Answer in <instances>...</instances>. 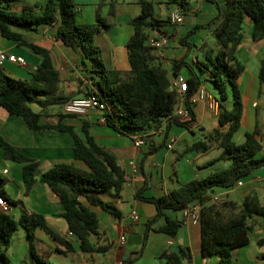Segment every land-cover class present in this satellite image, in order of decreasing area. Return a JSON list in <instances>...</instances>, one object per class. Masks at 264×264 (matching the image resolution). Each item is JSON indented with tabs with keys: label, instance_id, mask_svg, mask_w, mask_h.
<instances>
[{
	"label": "trees",
	"instance_id": "trees-1",
	"mask_svg": "<svg viewBox=\"0 0 264 264\" xmlns=\"http://www.w3.org/2000/svg\"><path fill=\"white\" fill-rule=\"evenodd\" d=\"M15 1L17 0H0V35L29 47L42 57V61L28 80L10 76L0 70V106L12 115L21 116L30 129H57L69 132L74 137L75 158L83 160L87 168L74 163H55L41 174L40 179L59 196L64 208L62 215L68 221L70 231L78 236L81 250L106 252L111 244L99 242L104 232L94 207H101L115 217L122 218L121 209L115 203L106 201L102 194L112 193L120 198L126 180L125 171L116 155L90 133L86 121L83 135H80L72 125L63 122L66 115H61L58 123L51 124L42 121L45 116L43 112H37L31 107L33 102H37L42 108L64 105L73 98L59 90L61 73L54 64L50 49L28 41L21 29L56 25L57 39L78 53L82 63L89 65L93 81L92 85H87L86 93L96 95L108 104L103 111L105 121L120 132L158 128L165 121L168 126L173 123L189 126L188 121L175 114V109L183 103L190 109L192 119L195 118L190 97L201 87L202 79L187 61V57H183L173 61V75H179L178 72L183 67H188L190 75L186 79L189 90L180 93L172 86L170 71L158 60L159 56L149 43V31L160 29L162 24V20L156 16V0H137L142 6V12L132 20L134 33L127 43L131 65L128 78L120 70L105 63L102 48L95 42V36L101 29L100 24H109L101 18L98 24L80 23L76 0H46L43 5L26 4L20 11L10 8ZM116 1L109 0L111 13H115ZM208 1L216 7V13L207 25L211 26L216 36L218 49L210 48L207 51L208 61L204 64L211 71V78L220 91V98L217 99L219 128L208 140H199L190 149L206 150L210 147V141H214L223 150L222 158L227 157L230 164L202 178L181 183L179 187L162 196L142 198L156 205L158 216H166L165 223L158 230L173 237L179 235L184 220L173 218L166 211L182 210L194 202H200L202 212L198 224L201 228L202 256L216 255L219 257V264H237L233 250L249 243V233L253 230L250 220L264 217V200L248 195L241 204H237L230 200L215 201L213 197L216 189L233 187L243 177L264 166V152L260 155L263 145L257 137V130L247 132L242 143L234 140L243 116V96L238 77L245 68L237 56V49L244 38V22L247 17L253 20V39L264 38V0H224L223 3L219 0ZM169 2L186 8L182 1ZM181 41L189 45V42L185 43V38ZM258 75L260 81L264 82V53L260 59ZM229 88L233 96V105L230 108L224 103L229 97ZM68 114L75 116V113ZM0 148L4 150L7 159L23 164L25 194H28L36 181L38 161L3 136H0ZM6 182L7 178L0 173V195L15 203L4 188ZM20 226L28 231L30 261L18 264H53L50 251L35 241V230L38 227L65 247L63 253L75 250L71 241L55 231L43 214L24 212L16 219L8 212L0 211L1 264H15L8 249L13 234ZM150 226L148 223L149 228ZM257 243L263 246L264 237ZM188 255L190 250L182 248L180 252H163L161 257L168 264H184V258ZM260 257H264V254Z\"/></svg>",
	"mask_w": 264,
	"mask_h": 264
},
{
	"label": "crops",
	"instance_id": "crops-1",
	"mask_svg": "<svg viewBox=\"0 0 264 264\" xmlns=\"http://www.w3.org/2000/svg\"><path fill=\"white\" fill-rule=\"evenodd\" d=\"M179 1L184 2L185 6L188 3V0ZM219 1L223 3L224 0ZM45 2L46 0H17L11 3L10 8L20 11L26 4L43 5ZM156 2L160 9L156 10V16L162 20V24L160 29L153 30V34L150 31L149 33L151 37L160 33L171 35L169 45L163 49L164 58L158 60L170 71L172 86L177 88L174 83L176 76L173 75V61L187 57L190 47L181 41L184 36L181 34L179 25L170 22V13L179 7L186 14L188 8H183L178 3L168 4L167 0H156ZM196 2L197 7L200 6L201 11H204L208 1L196 0ZM76 3L80 23L98 24L101 18L109 24V26L100 24L101 29L95 36V42L102 48L105 63L109 67L120 70L123 76L128 78L131 65L127 43L134 33L132 20L142 12L141 4L137 0H117L115 13H111L109 0H76ZM210 4L207 13L214 15L212 8L215 5L212 2ZM163 7L168 10L167 13L164 12L166 18L161 16ZM163 23L175 26V32L166 30L162 26ZM244 23L248 25L247 35L244 34L243 41L237 49V52L247 53L242 59L239 57L245 65L238 77L243 96V116L234 140L242 143L246 139L247 132L257 130L259 132L257 137L263 145L260 153L262 155L264 152V82L260 81L258 71L260 59L264 53V38L253 39L254 25L251 18L247 17ZM21 31L28 41L50 49L54 64L61 73L59 85L61 93L70 95L72 98L89 95L86 93L87 85H92L93 81L89 65L82 63L78 53L57 39L55 24L40 25L36 28L21 29ZM187 42L188 40L185 43ZM0 51L26 59V66L6 61L0 67V70L16 78L30 79L42 61V57L29 47L1 35ZM196 61L200 62L198 53ZM178 73L183 75L181 70ZM224 103L229 108L233 105L226 101ZM193 105L195 118L188 121L187 127L176 123L168 126L165 121L158 128L149 127L143 131L130 133L120 132L109 126L103 119L104 112L98 109L89 110L84 114L76 113L75 116L66 113L63 105L60 108L54 105L41 107L37 111L45 114L43 122L51 124L58 123L61 115H66L63 117V122L72 125L80 135H83L84 121H86L90 133L101 145L116 155L125 171L126 180L121 197L117 198L112 193L102 194L106 201L115 203L121 209L122 218L115 217L101 207H94L99 214L104 232L99 242L111 244L106 252L81 250L78 236L70 231L68 221L62 215L64 208L59 196L40 179L41 174L55 163H74L87 168L83 160L75 158L74 137L69 132L57 129H30L21 116L12 115L0 106V136L38 161L35 172L36 181L31 191L25 194L23 164L7 159L4 150L0 148V173L7 178L4 188L16 201L11 203L12 207L8 213L12 216L17 215V217L14 216L17 219L24 212L43 214L55 231L71 241L75 250L65 254L62 252L65 249L63 245L52 240L44 229L36 228L35 241L50 251V260L53 264H118L122 261L124 264H168L161 254L180 252L182 248L190 250V255L184 258V264H219V257L216 255L202 256L199 224L184 220L182 210L169 209L166 211L169 216L184 220L179 235L170 236L158 230L165 223L166 216H158L156 205L142 198L162 196L179 187L181 183L202 178L230 164L227 157L222 158L223 150L214 141H210V147L206 150L190 149V146L197 141L208 140L210 135L219 128L217 112L210 110L204 101H197ZM140 136L144 138L145 144L138 147L136 139ZM172 138L176 139L174 143L171 141ZM240 182L230 188L216 189L215 195L221 198L219 202L230 200L241 204L248 195H255L264 200V166L243 177ZM134 214L139 216L138 221L133 220ZM155 217L157 218L151 223ZM148 223L151 224L150 228ZM250 223L253 224V230L249 233L250 241L233 250L234 260L237 264H264V257H260L264 254V245L260 246L257 243L264 237V217H254ZM146 230L148 233L145 240ZM122 235L126 236L124 244L119 242ZM8 254L15 264L30 261L28 231L23 226H20L13 234Z\"/></svg>",
	"mask_w": 264,
	"mask_h": 264
},
{
	"label": "built area",
	"instance_id": "built-area-1",
	"mask_svg": "<svg viewBox=\"0 0 264 264\" xmlns=\"http://www.w3.org/2000/svg\"><path fill=\"white\" fill-rule=\"evenodd\" d=\"M185 14L183 10L179 7L173 9L170 13V22L175 25H179L184 21ZM171 35L168 33H160L155 37H151L149 43L154 47L155 52L160 59L164 58V48L169 45L171 41ZM6 61H12L18 63L20 66H26L27 61L23 57H17L16 55H10L5 51H0V67L4 65ZM175 86L180 93H185L189 90V83L186 77L183 75H177L174 80ZM191 103L197 101H204L208 108L212 111L219 112V102L216 97L210 93L205 86H201L198 91L190 97ZM108 104L100 100L96 95H87L80 98H73L63 105L64 111L66 113H87L89 110L98 109L105 111ZM175 114L179 115L184 121H189L192 119V114L189 108H187L183 103H180L176 109ZM103 119L106 117L103 115ZM175 138H172V143L175 142ZM145 144L143 137H138L136 139V146L141 147ZM238 183H241L240 181ZM221 198L218 195L214 196L215 201H219ZM12 204L3 195H0V209L3 212H9L11 210ZM184 220H191L192 222L198 224L202 212V204L200 202H194L182 209ZM134 221L139 220V216L134 214ZM126 236L122 235L120 237V244H124ZM118 264H124L120 262Z\"/></svg>",
	"mask_w": 264,
	"mask_h": 264
},
{
	"label": "rangeland",
	"instance_id": "rangeland-1",
	"mask_svg": "<svg viewBox=\"0 0 264 264\" xmlns=\"http://www.w3.org/2000/svg\"><path fill=\"white\" fill-rule=\"evenodd\" d=\"M167 3L172 4L169 2V0H167ZM210 6H211L210 1L206 2L205 10L201 11L202 9L200 8V6L199 8L197 7L196 0H188V3L186 5V7L188 8V12H186L185 14L184 21L181 24H179V29L181 31L182 36H184V38L188 40L190 45L187 55V61L191 63L195 72L200 75L202 79V84L206 86L207 90L211 92L215 97L220 98V91L216 87L214 81L211 78V71H209L204 64L206 61H208V59L206 58L207 51L210 48L218 49L216 36L212 32L211 26L207 25V23L210 20L206 21L208 18H212V16H214L216 13V9L214 6L212 8L213 9L212 13L214 15L207 13ZM156 10L157 11L160 10L158 6ZM162 10H163L162 11L163 14H161V16L166 18V13H167L166 11L168 10L165 7H163ZM197 24H199V26H197ZM162 26L169 32H175L176 30L175 26L170 25L168 23H163ZM153 30L154 29L150 30L151 34H153L154 32ZM247 31H248V25L247 23H245L244 34L247 35ZM197 53L199 55L200 62L196 61ZM245 54L247 53L237 52L238 58L240 57L241 59ZM181 71L184 76L190 75V70L188 67H183ZM226 103L230 105L233 104V96H232L231 88H229V98L226 100ZM30 105L35 111H39L41 109V106L37 102H33ZM54 107L60 108L61 105H54ZM14 216L17 217V215Z\"/></svg>",
	"mask_w": 264,
	"mask_h": 264
}]
</instances>
